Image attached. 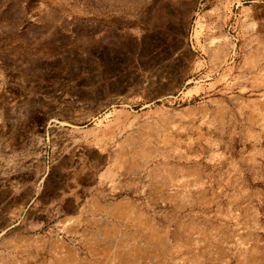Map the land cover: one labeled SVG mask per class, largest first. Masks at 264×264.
I'll return each instance as SVG.
<instances>
[{
	"label": "rangeland",
	"instance_id": "obj_1",
	"mask_svg": "<svg viewBox=\"0 0 264 264\" xmlns=\"http://www.w3.org/2000/svg\"><path fill=\"white\" fill-rule=\"evenodd\" d=\"M192 85L204 89L184 97ZM134 94L143 110L221 105L201 130L220 139H172L152 184L106 193L73 241L65 223L13 222L10 180L65 150L74 167L90 146L63 139H98L95 109H137L120 103ZM31 116L44 117L38 145L14 139ZM0 264H264V0H0Z\"/></svg>",
	"mask_w": 264,
	"mask_h": 264
},
{
	"label": "crops",
	"instance_id": "obj_2",
	"mask_svg": "<svg viewBox=\"0 0 264 264\" xmlns=\"http://www.w3.org/2000/svg\"><path fill=\"white\" fill-rule=\"evenodd\" d=\"M161 86L164 87V82H161ZM203 89L201 85H192L183 92V96L191 97ZM164 93L161 92V95ZM114 95H118V92ZM137 98L138 96L134 94L132 99L128 97L126 100H120V103L123 101L128 103L132 100L134 104L140 100V97ZM115 99L118 98L105 99L103 104H107L96 108L95 114L90 117V121L96 120L94 129L98 132V139H74L73 137L63 139L72 145L88 144L90 146L86 150L88 157L86 155L82 159L81 156H76L74 167H67L66 158L69 157L70 150H65L64 157L62 158L59 153V157L54 158L55 161L47 170L38 157V163H29L26 169L22 168L20 180H10L12 198L14 193L21 195V202H16L12 207L10 215L13 222L17 219L16 223L26 225L34 222L39 225L52 223L53 231L58 234L64 233L61 225L65 223L66 228L71 231V238H68V241H73L80 236L79 225L93 222L94 216L107 211L108 203L102 202L106 193L117 195L133 189L140 191L143 186L148 187L152 184L153 168L151 165L156 159L167 158V154L172 153V139H220L218 135L201 133L206 124L215 128L216 120L214 119H219V117L214 113L222 110L219 104H214L212 110H210V105L166 107L160 104L143 110L145 106L150 105L149 101H138L140 107L134 109L130 104H116L115 106ZM29 119L25 128L26 132L17 135L14 139L28 138L31 143L38 145L40 136L29 135V129L34 126L43 128L44 117L40 116L39 120L37 116L36 119L31 116ZM58 142H62L61 139H58ZM93 145L96 146L93 147ZM94 151L100 161L98 164L92 160L90 154ZM42 159L43 157L40 156V160ZM61 176L69 177L65 189L60 185ZM46 177H53L51 190L53 193L49 198L50 201L45 200ZM28 186L33 188L30 193L25 192ZM86 194H89L86 203L79 204L83 195ZM27 209L29 211L24 215ZM44 213L45 217H43ZM14 234L21 241L18 245L14 244V247L20 251L25 250L28 246L26 236L19 231ZM44 240L37 243V249L43 250L46 247ZM69 245L70 243H68L70 249Z\"/></svg>",
	"mask_w": 264,
	"mask_h": 264
}]
</instances>
